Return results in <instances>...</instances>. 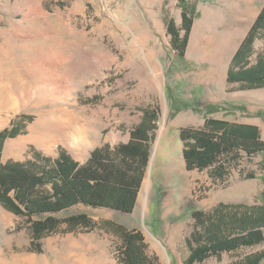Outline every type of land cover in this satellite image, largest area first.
I'll return each mask as SVG.
<instances>
[{
    "label": "rangeland",
    "instance_id": "obj_1",
    "mask_svg": "<svg viewBox=\"0 0 264 264\" xmlns=\"http://www.w3.org/2000/svg\"><path fill=\"white\" fill-rule=\"evenodd\" d=\"M250 1L251 8L264 5V0ZM187 2L196 5L194 24L209 18L215 24L212 32L230 34L232 41L238 14L231 0ZM181 11L179 0H0V131L21 129L5 140L2 160H25L35 150L56 156L66 149L79 161L94 144L129 137L143 109H158L151 159L134 211L77 204L59 215L86 212L96 220L141 229L160 264H186L193 210H208L221 201L254 203L264 190L260 177L245 179L239 170L222 185L207 170L185 167L178 129L200 126L208 114L231 121L264 117V87L228 84L232 46L222 77L214 76L209 60L189 54L194 29L185 58H178L167 26L170 18L181 23ZM254 48L262 52L264 39H257ZM169 125L174 129L167 133ZM63 128L68 135L57 141L40 139ZM85 137L88 145L77 148L73 139ZM262 163L264 153L245 160L242 168L261 176ZM0 209V264H122L119 239L99 228L52 234L41 240L42 251H32L36 244L26 219L1 204ZM263 248L264 243L225 252L203 264H233Z\"/></svg>",
    "mask_w": 264,
    "mask_h": 264
},
{
    "label": "trees",
    "instance_id": "obj_2",
    "mask_svg": "<svg viewBox=\"0 0 264 264\" xmlns=\"http://www.w3.org/2000/svg\"><path fill=\"white\" fill-rule=\"evenodd\" d=\"M179 6L181 23L170 18L167 32L178 58H185L196 5L179 0ZM257 39H264V5L231 60L228 84H238L240 89L264 87V50L256 53ZM25 117L33 119L31 115ZM158 119V109H143L127 142L104 143L93 149L84 163L66 149L56 156L35 150L28 159L3 161L5 140L20 134L21 129L14 126L0 131V204L26 219L36 244L32 251H42L41 240L52 234L99 228L119 239L122 264H160L159 257L149 253L141 229L112 219L96 220L86 212L59 215L77 204L133 212L150 163ZM180 139L187 170H207L212 180L222 185L228 184L235 170L240 171L242 178L260 177L264 181V174L257 176L242 168L245 160L264 153V138L258 125L207 117L200 126L181 127ZM261 165L264 169V163ZM192 217L193 230L186 238V264H203L211 257L220 259L225 252L261 245L264 190L254 203L221 201L208 210H193ZM233 264H264V248Z\"/></svg>",
    "mask_w": 264,
    "mask_h": 264
},
{
    "label": "bare ground",
    "instance_id": "obj_3",
    "mask_svg": "<svg viewBox=\"0 0 264 264\" xmlns=\"http://www.w3.org/2000/svg\"><path fill=\"white\" fill-rule=\"evenodd\" d=\"M210 19H203L201 22H197L194 27L193 36L191 39V43L189 46V54L195 58H202L209 60L212 66V74L216 77H222V68L225 63V57L231 45L233 44L231 41L230 34H221L216 35L214 31L215 24L211 21L212 28L210 29ZM211 33V35H208ZM66 128L56 131L50 132L48 136L50 137H40V139L46 140L49 138L51 141H57L62 137L68 135V132L65 130ZM73 143H76L75 146L78 148L82 144L88 145L89 140L85 137L80 142L78 140L73 139ZM1 214L3 213L0 209ZM5 215V214H4ZM10 218V216H9Z\"/></svg>",
    "mask_w": 264,
    "mask_h": 264
},
{
    "label": "crops",
    "instance_id": "obj_4",
    "mask_svg": "<svg viewBox=\"0 0 264 264\" xmlns=\"http://www.w3.org/2000/svg\"><path fill=\"white\" fill-rule=\"evenodd\" d=\"M250 3H251L250 0H231L230 6H232V8L235 9V13H237L238 15L236 16L237 22H235V23L233 22L232 25H231L232 26L231 29L233 31L232 41L235 44H234V46H233V44L231 45L233 48H232V50H231V52L229 54V60H228L229 66H230L231 60H232L235 52L237 51V49L239 48L240 44L242 43V41L246 37L248 31L250 30L251 26L253 25L255 19L257 18L259 12L262 9L261 8L259 10L256 7L251 8ZM195 24H194V26H195ZM194 26H193V29H194ZM229 66H228V68H229ZM207 117L220 118L218 116L217 117L216 116H211L209 114L206 115L205 118H207ZM255 118H257V120H243V121H236V122L256 124V125H258L260 127V129L262 131V134H263L264 133L263 132L264 129L262 127V122L264 121V119H263L264 117H261V116L258 117L257 116ZM175 123L178 124V123H180V121L177 120V122H175ZM175 126H176V124H175ZM180 128L178 129L179 137H180ZM173 129H174V125L173 126L169 125L167 133L171 132ZM263 136H264V134H263ZM129 139H130V136L127 137L126 139H123V140H120V141H116L114 143L116 144V143H119V142H127ZM107 142L110 143L111 141H109L107 139L104 142H100V143L94 144L93 147H91L90 151L88 152L87 156L82 158L79 161L82 162V163L86 162L89 159L91 151L93 149H95L96 147L101 146L103 143H107ZM114 143H112V144H114ZM156 154H157L156 156H160L161 157L160 151L157 152ZM183 159H184V157H183Z\"/></svg>",
    "mask_w": 264,
    "mask_h": 264
}]
</instances>
